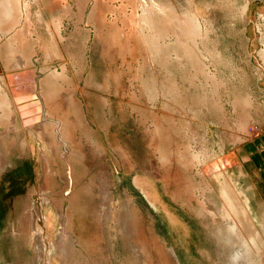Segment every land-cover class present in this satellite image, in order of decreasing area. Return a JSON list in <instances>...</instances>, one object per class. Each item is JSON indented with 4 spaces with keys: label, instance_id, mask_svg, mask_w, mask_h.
Wrapping results in <instances>:
<instances>
[{
    "label": "rangeland",
    "instance_id": "1",
    "mask_svg": "<svg viewBox=\"0 0 264 264\" xmlns=\"http://www.w3.org/2000/svg\"><path fill=\"white\" fill-rule=\"evenodd\" d=\"M26 1L0 264H264V0Z\"/></svg>",
    "mask_w": 264,
    "mask_h": 264
},
{
    "label": "crops",
    "instance_id": "2",
    "mask_svg": "<svg viewBox=\"0 0 264 264\" xmlns=\"http://www.w3.org/2000/svg\"><path fill=\"white\" fill-rule=\"evenodd\" d=\"M11 2L12 0H0V75L6 77L13 75L15 72V70L7 68V65L10 61V58L8 57V45L9 43H14V40L11 36L7 35L6 31L8 30V28L10 29V31H12L14 28H17L21 24V21L18 19V17H16L17 12L14 8V4ZM10 3L13 5H11ZM4 6L5 8H3ZM11 52H14V49L9 48V53Z\"/></svg>",
    "mask_w": 264,
    "mask_h": 264
},
{
    "label": "bare ground",
    "instance_id": "3",
    "mask_svg": "<svg viewBox=\"0 0 264 264\" xmlns=\"http://www.w3.org/2000/svg\"><path fill=\"white\" fill-rule=\"evenodd\" d=\"M11 3H13L14 4V8L16 9V12L19 14V13H24L25 11V13L26 14H29V7H30V5H29V3L26 1V0H12V2ZM10 3V4H11ZM13 4H11V5H13ZM8 5H9V3H8ZM11 7V6H10ZM3 8H5V6L3 7ZM7 8V7H6ZM12 10V9H11ZM6 11V10H5ZM10 13H11V11H10ZM12 13H13V11H12ZM7 16V15H6ZM11 16V15H10ZM9 16V17H10ZM22 17H24L23 15H22ZM19 20L21 19V18H18ZM193 26V25H192ZM187 28V27H186ZM190 28V27H189ZM194 28V27H193ZM192 29V28H191ZM190 30V29H189ZM194 30V29H193ZM191 31V30H190ZM188 32V31H187ZM194 33V32H193ZM17 37V36H16ZM15 37V38H16ZM180 37H182V33H181V35H180ZM15 38H13V39H15ZM14 42V41H13ZM187 42V41H186ZM188 43V42H187ZM11 46V45H10ZM14 47V46H13ZM11 48V47H10ZM11 49H14V48H11ZM11 54H14L12 57H13V59H14V61L16 62H19V64L20 65H23V63H24V65H25V62H24V60L22 59V56L19 54V52L16 50V48L14 49V52H11ZM264 57V56H263ZM17 83H19V82H17ZM0 88H1V86H0ZM9 98L7 97V95H0V106H5L6 108H7V110L5 111L4 110V114L3 115H7L9 112H10V110L12 109V105H11V103H10V101L8 100ZM242 99V98H241ZM244 102H242V104H243ZM241 106H243V105H241ZM249 106V105H248ZM244 107H245V105H244ZM243 107V108H244ZM242 108V107H241ZM246 108V107H245ZM243 110V109H242ZM245 110V109H244ZM43 134V133H42ZM41 135V134H40ZM38 136V139L37 140H39L40 141V143L42 144V150H44L45 151V147L46 148H48L49 147V149H50V145H49V142H48V139L47 138H43V137H41V136ZM44 141H43V140ZM45 145V146H44ZM42 153V152H41ZM59 218H60V216H59ZM61 220V218L59 219V221ZM59 229H61L60 227H59ZM37 232V231H36ZM61 233V231H59L58 232V236H57V239H58V241H60L61 239H62V235L60 234ZM37 234H39V235H41V230H39V233H37ZM37 236V235H36ZM33 237H34V235H33ZM38 237V236H37ZM40 238H39V243H37L38 244V246H39V251L38 252H40L39 254H40V256L45 252V247H44V243H43V241H42V238H41V236H39ZM36 238V237H35ZM63 241V240H62ZM69 241V240H68ZM64 242H65V240H64ZM57 243V242H56ZM65 243H67V242H65ZM65 243H63V244H65ZM37 246V247H38ZM57 246V245H56ZM62 246V245H61ZM66 246V245H65ZM69 246H70V241H69V245L67 246V248L69 249ZM58 247V246H57ZM60 247V246H59ZM71 248V247H70ZM55 250V249H54ZM59 250H60V248H59ZM63 249H61V251H62ZM67 250V249H66ZM70 250V249H69ZM61 251H60V253H61ZM65 251V250H64ZM68 251V250H67ZM66 252V251H65ZM69 252V251H68ZM73 252V251H72ZM57 253V252H56ZM60 253H59V255H60ZM63 254H65V253H63ZM66 255V254H65ZM67 255H68V253H67ZM61 256H62V254H61ZM64 256V255H63ZM72 257V256H71ZM63 258V257H62ZM67 258V257H66ZM39 259V258H38ZM65 259V258H64ZM40 261H42V260H40ZM147 261V260H146ZM145 261V262H146ZM144 262V261H143ZM148 262V261H147ZM241 263V262H240ZM144 264V263H143ZM148 264V263H147ZM172 264V263H171ZM175 264V263H174Z\"/></svg>",
    "mask_w": 264,
    "mask_h": 264
}]
</instances>
